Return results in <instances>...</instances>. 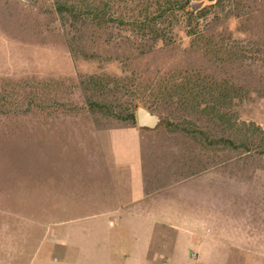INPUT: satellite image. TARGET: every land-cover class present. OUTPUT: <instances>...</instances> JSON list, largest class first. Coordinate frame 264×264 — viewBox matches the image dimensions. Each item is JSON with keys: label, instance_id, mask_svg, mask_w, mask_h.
<instances>
[{"label": "rangeland", "instance_id": "374dc122", "mask_svg": "<svg viewBox=\"0 0 264 264\" xmlns=\"http://www.w3.org/2000/svg\"><path fill=\"white\" fill-rule=\"evenodd\" d=\"M91 1L0 0V264H32L53 217L97 210L82 201L108 185L104 149L132 128L150 179L194 181L213 209L264 230V0L211 7L207 41L167 20L174 40L156 50L108 20L131 2L97 0L95 20ZM72 2L77 20L57 11ZM142 101L157 128L138 126Z\"/></svg>", "mask_w": 264, "mask_h": 264}, {"label": "crops", "instance_id": "0c3cea01", "mask_svg": "<svg viewBox=\"0 0 264 264\" xmlns=\"http://www.w3.org/2000/svg\"><path fill=\"white\" fill-rule=\"evenodd\" d=\"M142 136L132 128L110 137L108 185L82 201L97 210L53 217L31 263L264 264L263 229L213 209L194 181L149 178Z\"/></svg>", "mask_w": 264, "mask_h": 264}, {"label": "trees", "instance_id": "16d2710c", "mask_svg": "<svg viewBox=\"0 0 264 264\" xmlns=\"http://www.w3.org/2000/svg\"><path fill=\"white\" fill-rule=\"evenodd\" d=\"M123 1L131 2L134 8L129 10V13L125 15L110 14L108 20L118 25L129 26L135 36L138 34L149 36L150 48L151 50H156L157 48L170 45L174 40L173 34H163L164 29L162 26L167 20L169 22L176 21L178 26L183 28V33L187 37H191L194 40L202 39L207 41L209 39V31L203 27L199 29V24L203 21L202 18L206 19L209 16L211 7H214V5H217L222 0H215V3L211 4L210 2L214 0H148L150 2H148L147 7L141 10H138V6L144 5L145 0H117V2L120 3ZM167 2H171L172 5L165 7L164 4ZM97 5V0H92L90 4L86 5V12L92 14L95 20L99 18L98 11L100 7ZM57 11L66 13L76 20L83 14L80 3L76 2H72L71 4H60ZM221 26L223 27V24H221L220 27ZM142 104L147 106V102L142 101ZM148 107L151 108L150 106Z\"/></svg>", "mask_w": 264, "mask_h": 264}, {"label": "water", "instance_id": "95a60500", "mask_svg": "<svg viewBox=\"0 0 264 264\" xmlns=\"http://www.w3.org/2000/svg\"><path fill=\"white\" fill-rule=\"evenodd\" d=\"M137 122L140 128L155 129L162 122V118L147 107L139 106L137 109Z\"/></svg>", "mask_w": 264, "mask_h": 264}]
</instances>
